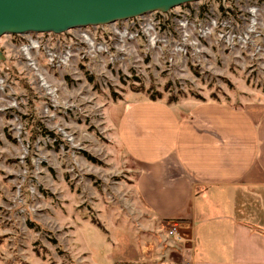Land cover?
Listing matches in <instances>:
<instances>
[{
  "label": "rangeland",
  "instance_id": "1",
  "mask_svg": "<svg viewBox=\"0 0 264 264\" xmlns=\"http://www.w3.org/2000/svg\"><path fill=\"white\" fill-rule=\"evenodd\" d=\"M241 2L196 5L239 16ZM262 30L241 52L207 46L205 60L183 71L148 58L127 79L113 73L110 81L81 66L77 74L54 73L60 100L53 103L22 64V39L1 37L0 75L10 90L0 92V264H132L133 255L152 250L156 261L167 260L168 228L141 203L137 170L117 140L122 104L159 93L157 100L181 110L208 101L264 105ZM261 217L253 229L264 236Z\"/></svg>",
  "mask_w": 264,
  "mask_h": 264
},
{
  "label": "crops",
  "instance_id": "2",
  "mask_svg": "<svg viewBox=\"0 0 264 264\" xmlns=\"http://www.w3.org/2000/svg\"><path fill=\"white\" fill-rule=\"evenodd\" d=\"M134 97L115 130L149 214L193 239L192 264H264V236L253 229L264 215V105L208 101L181 110ZM165 235L167 260L152 250L132 264H180L179 245Z\"/></svg>",
  "mask_w": 264,
  "mask_h": 264
},
{
  "label": "built area",
  "instance_id": "3",
  "mask_svg": "<svg viewBox=\"0 0 264 264\" xmlns=\"http://www.w3.org/2000/svg\"><path fill=\"white\" fill-rule=\"evenodd\" d=\"M241 1L244 7L239 16L219 13L212 4L199 7L194 2L165 13L151 12L108 25L75 28L59 35L10 36L22 39L16 46L22 64L53 103L60 100L54 73L77 74L81 66L97 76L104 74L111 81L113 73H120L124 79L131 78L132 72L140 73L139 63L148 58L156 66H174L183 71L188 64L197 66L205 60L207 46L228 52L243 51L250 37L258 39L262 34L264 2ZM9 88L7 78L0 75V92ZM180 230L177 222H171L167 237L180 247V264H192L193 239Z\"/></svg>",
  "mask_w": 264,
  "mask_h": 264
},
{
  "label": "water",
  "instance_id": "4",
  "mask_svg": "<svg viewBox=\"0 0 264 264\" xmlns=\"http://www.w3.org/2000/svg\"><path fill=\"white\" fill-rule=\"evenodd\" d=\"M202 0H0V38L30 33L63 34L151 12H168ZM6 57L0 50V62Z\"/></svg>",
  "mask_w": 264,
  "mask_h": 264
},
{
  "label": "trees",
  "instance_id": "5",
  "mask_svg": "<svg viewBox=\"0 0 264 264\" xmlns=\"http://www.w3.org/2000/svg\"><path fill=\"white\" fill-rule=\"evenodd\" d=\"M89 80H92V78L90 77ZM158 98H160V94H159V93H157V94H155V95H154V94L151 95L150 100H151V101H156ZM170 102H171V101L169 100L168 103H170Z\"/></svg>",
  "mask_w": 264,
  "mask_h": 264
}]
</instances>
